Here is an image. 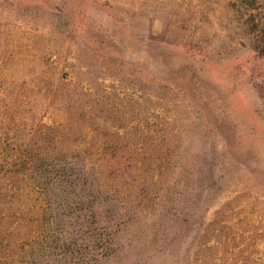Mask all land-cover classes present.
Instances as JSON below:
<instances>
[{
	"label": "rangeland",
	"instance_id": "rangeland-1",
	"mask_svg": "<svg viewBox=\"0 0 264 264\" xmlns=\"http://www.w3.org/2000/svg\"><path fill=\"white\" fill-rule=\"evenodd\" d=\"M0 264H264V0H0Z\"/></svg>",
	"mask_w": 264,
	"mask_h": 264
}]
</instances>
